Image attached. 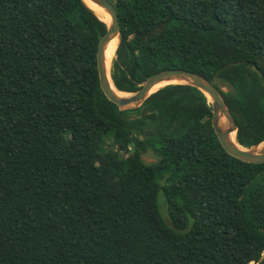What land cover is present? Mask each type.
Listing matches in <instances>:
<instances>
[{"label":"trees","instance_id":"obj_1","mask_svg":"<svg viewBox=\"0 0 264 264\" xmlns=\"http://www.w3.org/2000/svg\"><path fill=\"white\" fill-rule=\"evenodd\" d=\"M109 1L118 90L199 73L237 142L264 140V0ZM106 31L84 0H0V264H264V163L226 152L191 85L120 109Z\"/></svg>","mask_w":264,"mask_h":264},{"label":"water","instance_id":"obj_2","mask_svg":"<svg viewBox=\"0 0 264 264\" xmlns=\"http://www.w3.org/2000/svg\"><path fill=\"white\" fill-rule=\"evenodd\" d=\"M88 6L93 9L90 4L94 3L99 6L102 10L107 12L110 16V21L107 23L104 20H101L106 23L107 31L104 36L101 38L97 50L96 61H97V70L99 75V81L101 88L105 95L115 104L119 106L120 109L127 110L136 108L141 105L149 96L153 93L157 92L162 87L170 84H188L193 87L199 89L209 100L212 105V127L214 132L220 141L223 148L230 155L249 163H264V140L261 142L263 146L259 148V143L254 148H247L242 145H236L234 141H232L231 136L233 133L237 134L238 125L237 122L232 115L228 105L226 104L221 91L214 86L212 82L206 79L199 73L187 70V69H168L165 71L158 72L151 77H149L141 86L140 89L134 92H128L129 96L127 97H119L115 94L113 86L114 85L110 70L108 72V68L106 66L105 59V50L107 44L114 39H118L120 36V23L118 19L117 12L113 6V4L109 0H84ZM254 70L258 72L257 67H254ZM171 81H177L176 83H172ZM162 82H171L164 86H161L154 92H152V88ZM117 89V88H116ZM118 90V89H117ZM221 118L224 119V122H221ZM227 120V124L226 120ZM142 140L143 137L140 136ZM241 146L242 148H240ZM142 159L151 164L156 162V159L142 154Z\"/></svg>","mask_w":264,"mask_h":264},{"label":"bare ground","instance_id":"obj_3","mask_svg":"<svg viewBox=\"0 0 264 264\" xmlns=\"http://www.w3.org/2000/svg\"><path fill=\"white\" fill-rule=\"evenodd\" d=\"M88 3L90 4V6L93 8V10L97 13V15L102 19L104 20L105 22H109L110 21V16L107 12H105L104 10H102L99 6H97L96 4L94 3H91L88 1ZM117 43H118V40L117 39H114V40H111L107 46H106V50H105V59H106V66L108 68V72L109 70L111 69V64H112V61L114 59V56H115V52H116V48H117ZM172 83H176L177 81H171ZM171 82H162L158 85H156L155 87L152 88V92H154L155 90H157L158 88H160L161 86H164L166 84H169ZM112 88L115 92V94L119 97H127L129 96V93L128 92H125V91H121V90H117L113 84H112ZM221 122H224V119L221 118ZM231 139L232 141H234V143L236 145H239L237 140H236V135L235 133L232 134L231 136ZM240 148H242L241 146H239ZM262 147V146H261ZM259 147V148H261Z\"/></svg>","mask_w":264,"mask_h":264},{"label":"rangeland","instance_id":"obj_4","mask_svg":"<svg viewBox=\"0 0 264 264\" xmlns=\"http://www.w3.org/2000/svg\"><path fill=\"white\" fill-rule=\"evenodd\" d=\"M163 88V87H162ZM209 101V100H208ZM226 120V119H225ZM227 124V120H226V123H225V125ZM143 138H144V136H142ZM250 148H254V147H250ZM132 149V148H131ZM152 157V156H151ZM161 211H162V213H163V216H164V218L166 219V221L167 222H169V219H168V214H167V210H166V207H165V205H161Z\"/></svg>","mask_w":264,"mask_h":264}]
</instances>
